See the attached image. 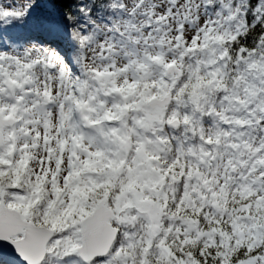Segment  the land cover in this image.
I'll list each match as a JSON object with an SVG mask.
<instances>
[{
	"label": "snow or ice",
	"instance_id": "obj_1",
	"mask_svg": "<svg viewBox=\"0 0 264 264\" xmlns=\"http://www.w3.org/2000/svg\"><path fill=\"white\" fill-rule=\"evenodd\" d=\"M0 264H264V0H0Z\"/></svg>",
	"mask_w": 264,
	"mask_h": 264
}]
</instances>
